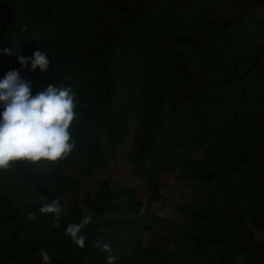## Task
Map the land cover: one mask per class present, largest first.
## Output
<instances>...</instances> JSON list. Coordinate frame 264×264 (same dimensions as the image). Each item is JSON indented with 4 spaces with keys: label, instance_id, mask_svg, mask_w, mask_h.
<instances>
[{
    "label": "trees",
    "instance_id": "16d2710c",
    "mask_svg": "<svg viewBox=\"0 0 264 264\" xmlns=\"http://www.w3.org/2000/svg\"><path fill=\"white\" fill-rule=\"evenodd\" d=\"M38 48L48 70H20ZM13 70L33 95L71 88L78 118L65 160L0 172V264H106L98 241L115 264H264V0H0V80ZM121 154L145 202L109 178L78 202ZM163 174L192 190L180 221L155 212ZM57 198L59 226L39 212ZM88 214L81 249L65 229Z\"/></svg>",
    "mask_w": 264,
    "mask_h": 264
},
{
    "label": "clouds",
    "instance_id": "9594fccd",
    "mask_svg": "<svg viewBox=\"0 0 264 264\" xmlns=\"http://www.w3.org/2000/svg\"><path fill=\"white\" fill-rule=\"evenodd\" d=\"M12 55L10 49L4 50ZM19 52V49H17ZM23 70L30 64L29 71L46 72L50 61L39 48L32 57L18 55ZM0 172H6L23 163L31 167L55 165L65 160L74 150L72 126L76 122L77 101L69 87L49 85L44 91L32 94L31 85L20 76L19 70L9 71L0 80ZM41 215H51L59 226L64 206L59 198L39 209ZM29 211L27 218L35 219ZM91 214L85 215L79 223H69L65 235L79 248L85 247L83 230L92 222ZM107 253L106 264H115L116 256L110 243L98 241L95 245ZM42 264H51L46 250L40 253Z\"/></svg>",
    "mask_w": 264,
    "mask_h": 264
},
{
    "label": "rangeland",
    "instance_id": "374dc122",
    "mask_svg": "<svg viewBox=\"0 0 264 264\" xmlns=\"http://www.w3.org/2000/svg\"><path fill=\"white\" fill-rule=\"evenodd\" d=\"M133 119L129 124L132 126ZM133 129L129 134V141L119 148V152L126 153L130 149V139L133 135ZM119 155L116 161L111 164L107 169L97 171L94 176L87 180L82 181L78 196L75 198L78 202L83 197L86 190H92L98 179L109 178L112 182H120L122 185L134 188L138 197L145 202L146 185L132 174V170L126 164L123 155ZM162 194L164 197L163 202L156 204L155 212L157 215L172 221H180L181 215L175 210L174 206L178 204L187 203L190 200L192 193L191 188L184 183H180L173 174L162 175ZM151 236V235H149ZM148 237V236H147ZM236 264H245L242 259H238Z\"/></svg>",
    "mask_w": 264,
    "mask_h": 264
}]
</instances>
